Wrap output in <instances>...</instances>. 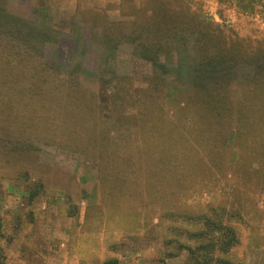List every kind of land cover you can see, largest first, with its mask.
<instances>
[{"label":"rangeland","instance_id":"374dc122","mask_svg":"<svg viewBox=\"0 0 264 264\" xmlns=\"http://www.w3.org/2000/svg\"><path fill=\"white\" fill-rule=\"evenodd\" d=\"M151 1L107 39L74 0H0V264H264V0H167L208 23L142 49ZM198 45L236 52L199 98Z\"/></svg>","mask_w":264,"mask_h":264},{"label":"trees","instance_id":"16d2710c","mask_svg":"<svg viewBox=\"0 0 264 264\" xmlns=\"http://www.w3.org/2000/svg\"><path fill=\"white\" fill-rule=\"evenodd\" d=\"M176 3L178 5V9L172 10V9L168 8L169 4H168L167 0H153V1H151V4L153 5V7L151 8V11L154 10L153 12H156V16L149 14V15H146V17L144 19L142 18L141 23H134V24H141L139 26V29L135 30V31H139L141 33H144V35L141 39V41H143V43L137 44V46H139V48L141 47L143 49V48H145L146 45H148V44H145L146 39L143 40V38L145 37V34H147L149 36V33H155L156 38H158V41H161L162 38L168 39L170 32L176 31L177 33H179L181 31V29L184 28L185 26L191 27L192 25L195 26V24L198 25V24H200V23L202 24L204 22L208 23L203 18H202L203 19L202 20L201 16H198L193 11V9L190 5L185 4L186 7H183L180 4L181 2H176ZM146 4H147V2L144 4L142 9L145 8ZM11 14L12 13L7 12L3 6H0V20H3V22L8 21V22L14 24V22H16L17 18L15 15H13V14L11 15ZM18 22H20V20H18ZM205 24H203V25H205ZM35 25H36V27H41V29L40 28L34 29L32 34H30V32H29V34L26 35V37L28 38L27 39L28 43L34 42V43L38 44V42H39V44H42V43H45V41L55 42L54 40L57 39L58 29H56V28H52V29L51 28L50 29L44 28V27L40 26V24H35ZM14 26H15V24H14ZM107 28H108V26L106 27V31L104 32V34H106V38L109 39L113 35V32L108 31ZM188 30H190V29L188 28ZM200 31H207V28H202V29H200ZM188 32H194V31L190 30ZM206 36H207V33H204L205 39H206ZM205 39H201V40L203 41ZM165 42H167V40H165L164 43ZM156 45H157V43H156ZM13 46H15V45H13ZM158 46H160V45H158ZM26 47H28V46H26ZM197 49H199V51H198V54H195V59L198 58L201 61V63L199 64L200 66L194 67L193 75H192V78H193L192 80H194V83L196 84V89L194 90V94L196 96L200 93L199 90L207 89L205 87L207 83H203V81H197L199 79L198 74H203V73L206 74L207 71L217 72L218 65H220V63H222L221 62L222 57L233 58L236 54V52L232 51L231 49H227V50L226 49L225 50L220 49L217 52H215L214 54H212V53H209L208 51H206L205 50L206 48H204L203 46H200V45H198ZM75 54H77V53H75ZM139 56L141 57L142 55H139ZM22 58H21L20 64L26 63L25 65H27L28 60H31L30 58H32V55L27 51H23ZM153 61L157 62V61H159V59L156 57L153 59ZM159 64H161V63L158 62L156 65H159ZM28 69H27V66H23V69H21V71L23 72L24 70H28ZM13 72H15V71H13ZM32 74H33V76H35L34 72ZM77 81H78L77 82L78 86H80V88L83 91L86 90V88L82 85V83H80L79 79ZM202 85H204V86H202ZM216 86L217 85H213V87H211V88H214L216 91H214V92L209 91L208 93H204L201 97L202 100H205V101L208 100L207 98L209 96H213V98L219 96L220 91L222 89L217 88ZM56 91H60V86H58V85L54 86V90L52 92H56ZM83 98L85 100H87V97H83ZM198 98H199V95H198ZM213 98H212V102H213ZM54 102H56V99L54 100ZM67 102H69V101H67ZM202 234H204V231H202ZM220 239H224L225 241H220ZM220 239H219V242H220V244H222L221 248H223V250H225L224 248H226V246H231V245L235 244L233 237H221ZM208 262L209 263L213 262V264H238V263L231 261L230 259H226L223 257H214L213 255H211ZM162 264H165L164 261L162 262ZM189 264H207V263L206 262L201 263V261L199 260V257L197 255H194V256H192V260Z\"/></svg>","mask_w":264,"mask_h":264},{"label":"crops","instance_id":"0c3cea01","mask_svg":"<svg viewBox=\"0 0 264 264\" xmlns=\"http://www.w3.org/2000/svg\"><path fill=\"white\" fill-rule=\"evenodd\" d=\"M4 1L6 0H3L2 4L5 3ZM74 1L76 2L75 3L76 11L78 12V14H80L82 21L91 24V28H94V26H96L97 23L98 28H101L100 32L101 31L105 32L107 26H108L107 30L110 32L113 31L125 32L126 24H130V22H134L135 19H137V15L135 12L140 13L144 4L148 2V0H103L102 3L94 6V5H82L81 0H74ZM131 5L133 9H135L134 13L125 10L126 6H131ZM4 8L6 7L4 6ZM146 12L147 11H145L144 14H146ZM12 14L16 15V13L13 12ZM131 18L133 19L131 21H128ZM77 78L81 80V76H77ZM48 164L50 167L53 166L52 163H48Z\"/></svg>","mask_w":264,"mask_h":264}]
</instances>
